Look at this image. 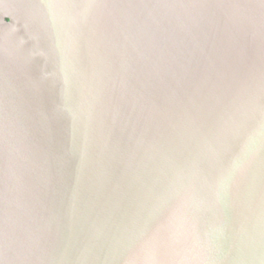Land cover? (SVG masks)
Wrapping results in <instances>:
<instances>
[{"label":"water","instance_id":"95a60500","mask_svg":"<svg viewBox=\"0 0 264 264\" xmlns=\"http://www.w3.org/2000/svg\"><path fill=\"white\" fill-rule=\"evenodd\" d=\"M0 264H264V0H0Z\"/></svg>","mask_w":264,"mask_h":264}]
</instances>
